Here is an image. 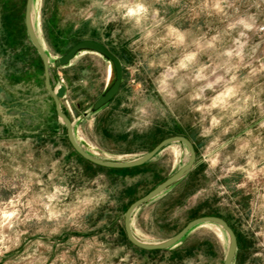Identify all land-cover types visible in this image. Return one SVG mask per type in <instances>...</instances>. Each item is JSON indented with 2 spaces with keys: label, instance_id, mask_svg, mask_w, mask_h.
Returning a JSON list of instances; mask_svg holds the SVG:
<instances>
[{
  "label": "rangeland",
  "instance_id": "1",
  "mask_svg": "<svg viewBox=\"0 0 264 264\" xmlns=\"http://www.w3.org/2000/svg\"><path fill=\"white\" fill-rule=\"evenodd\" d=\"M132 3L144 7L139 23L119 7ZM24 6L0 0V264H222L228 239L212 223L162 251L128 241L125 209L188 150L173 142L118 171L78 155L44 88ZM32 19L50 61L86 39L121 61L117 94L95 112L113 80L105 58L80 53L50 72L83 149L127 161L173 135L194 147L189 172L133 211L134 235L159 242L218 216L236 236L232 264H264V0H34Z\"/></svg>",
  "mask_w": 264,
  "mask_h": 264
},
{
  "label": "water",
  "instance_id": "2",
  "mask_svg": "<svg viewBox=\"0 0 264 264\" xmlns=\"http://www.w3.org/2000/svg\"><path fill=\"white\" fill-rule=\"evenodd\" d=\"M33 1L34 0H25V31L41 60L43 68V85L53 101L55 114L58 119L64 124L67 140L78 155L97 166L123 169L143 165L144 163L151 160L163 147L173 142H181L186 146L188 150L189 156L185 164H183L180 168H178L173 174L168 176L162 182L157 184L154 188L149 190L146 194L131 202L125 209L123 214V229L128 241L134 246L143 250H163L175 246L180 241V239L195 226L200 225L202 223H212L218 226L226 234L228 239V246L222 264H232L237 249L236 236L232 228L226 223V221L218 216L205 215L194 218L187 222L186 225L181 228L176 234L159 242H145L138 239L134 235L131 229V216L133 211L142 204L146 203L147 201L157 197L159 194L164 192L168 187H170L172 184H174L176 181H178L180 178H182L185 174L189 172L195 161L194 147L186 137L181 135H173L162 139L152 149L140 155L139 157L127 161H110L101 159L83 149L74 136L71 120L62 111L61 108L60 101L65 96V86L64 84H59L56 87H52L50 83V72L51 70H55L57 68L69 65L71 61L80 53L92 52L105 58L110 63V66L112 68L113 80L92 103L89 111L95 112L101 107L105 106L107 103H109L117 94L122 81L121 61L118 56L111 52L106 46H104L98 41L90 39L76 42L65 53H63L56 59L50 61V58L46 53V50L38 34L36 33L35 27L32 22Z\"/></svg>",
  "mask_w": 264,
  "mask_h": 264
},
{
  "label": "clouds",
  "instance_id": "3",
  "mask_svg": "<svg viewBox=\"0 0 264 264\" xmlns=\"http://www.w3.org/2000/svg\"><path fill=\"white\" fill-rule=\"evenodd\" d=\"M119 7L123 9V15L126 18L131 19L133 23H139L140 19L143 16L144 7L140 3L120 5Z\"/></svg>",
  "mask_w": 264,
  "mask_h": 264
},
{
  "label": "trees",
  "instance_id": "4",
  "mask_svg": "<svg viewBox=\"0 0 264 264\" xmlns=\"http://www.w3.org/2000/svg\"><path fill=\"white\" fill-rule=\"evenodd\" d=\"M79 41H81V40H79ZM76 42H78V41H74V42L71 44V46H72L73 44H75ZM71 46H70V47H71ZM70 47H69V48H70ZM69 48H68V49H69ZM68 49H67V50H68ZM67 50H66V51H67ZM109 50H110V49H109ZM66 51H65V52H66ZM110 51H111V50H110ZM65 52H64V53H65ZM111 52H112V51H111ZM40 62H41V60H40ZM41 64H42V63H41ZM88 162H89V161H88ZM89 163H91V162H89ZM91 164H93V163H91ZM93 165H95V164H93ZM99 167H101V166H99ZM136 167H138V166H136ZM136 167H132V168H123V169H115V168H106V169H110V170H112V171H118V170H130V169H133V168H136ZM142 250H143V249H142ZM143 251H145V252H156V251H162V250H143Z\"/></svg>",
  "mask_w": 264,
  "mask_h": 264
},
{
  "label": "bare ground",
  "instance_id": "5",
  "mask_svg": "<svg viewBox=\"0 0 264 264\" xmlns=\"http://www.w3.org/2000/svg\"><path fill=\"white\" fill-rule=\"evenodd\" d=\"M32 20H33V19H32ZM32 22H33V21H32ZM110 74H111V68H110V66H109V68H108V75L110 76ZM214 226H215V224H214ZM215 229L217 230V232H218L219 235H222L221 230H220L219 227L215 226Z\"/></svg>",
  "mask_w": 264,
  "mask_h": 264
},
{
  "label": "crops",
  "instance_id": "6",
  "mask_svg": "<svg viewBox=\"0 0 264 264\" xmlns=\"http://www.w3.org/2000/svg\"><path fill=\"white\" fill-rule=\"evenodd\" d=\"M55 81H56L55 83H58V77L55 78ZM52 86H53V85H52ZM112 100H113V99H112ZM112 100H111V101H112ZM111 101H110V102H111ZM110 102H109V103H110ZM109 103H107L104 107H107V106L109 105ZM102 109H103V108H102ZM159 195H160V194H159Z\"/></svg>",
  "mask_w": 264,
  "mask_h": 264
}]
</instances>
